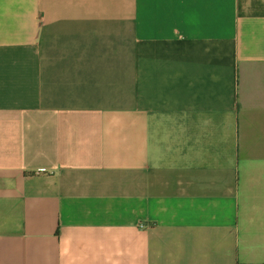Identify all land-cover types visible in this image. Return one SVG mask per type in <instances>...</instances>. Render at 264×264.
<instances>
[{
  "label": "crops",
  "instance_id": "1",
  "mask_svg": "<svg viewBox=\"0 0 264 264\" xmlns=\"http://www.w3.org/2000/svg\"><path fill=\"white\" fill-rule=\"evenodd\" d=\"M0 264H264V0H0Z\"/></svg>",
  "mask_w": 264,
  "mask_h": 264
}]
</instances>
